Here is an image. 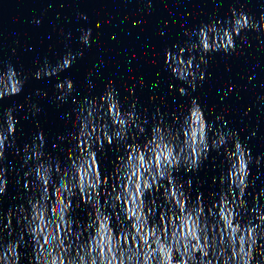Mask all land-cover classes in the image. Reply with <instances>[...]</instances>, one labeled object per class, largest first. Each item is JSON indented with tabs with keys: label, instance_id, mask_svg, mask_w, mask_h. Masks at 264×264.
Masks as SVG:
<instances>
[{
	"label": "water",
	"instance_id": "water-1",
	"mask_svg": "<svg viewBox=\"0 0 264 264\" xmlns=\"http://www.w3.org/2000/svg\"><path fill=\"white\" fill-rule=\"evenodd\" d=\"M0 264H264V0H0Z\"/></svg>",
	"mask_w": 264,
	"mask_h": 264
},
{
	"label": "clouds",
	"instance_id": "clouds-1",
	"mask_svg": "<svg viewBox=\"0 0 264 264\" xmlns=\"http://www.w3.org/2000/svg\"><path fill=\"white\" fill-rule=\"evenodd\" d=\"M90 37H91V29H88V30L85 32V34H84V36L82 37V39H83L84 43L88 44V47H89V48H91V46H92L90 43H88Z\"/></svg>",
	"mask_w": 264,
	"mask_h": 264
}]
</instances>
